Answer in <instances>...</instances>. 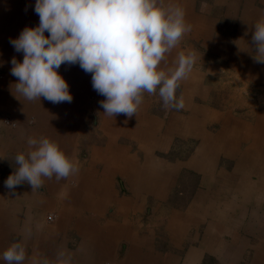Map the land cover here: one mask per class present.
Returning a JSON list of instances; mask_svg holds the SVG:
<instances>
[{"label": "crops", "instance_id": "1", "mask_svg": "<svg viewBox=\"0 0 264 264\" xmlns=\"http://www.w3.org/2000/svg\"><path fill=\"white\" fill-rule=\"evenodd\" d=\"M164 2L184 9L191 31L161 67L180 52L201 55L176 93L184 108L145 93L132 118L101 107L91 133L79 98L97 92L78 64L58 69L71 103L16 92L11 60L23 53L10 40L39 16L35 0H0V256L19 241L24 264H56L62 250L72 264H264V63L251 39L264 0ZM29 137L56 142L78 174L8 189Z\"/></svg>", "mask_w": 264, "mask_h": 264}, {"label": "clouds", "instance_id": "2", "mask_svg": "<svg viewBox=\"0 0 264 264\" xmlns=\"http://www.w3.org/2000/svg\"><path fill=\"white\" fill-rule=\"evenodd\" d=\"M34 11L38 26L26 27L10 40L23 53L22 62L12 58L11 75L18 80L16 92L27 101L43 97L54 104L71 103L69 85L58 69L78 64L105 97L100 104L106 116H136L145 93L158 95L166 108H184L183 96L176 93L201 55L180 52L174 67H161L191 31L182 7L164 0H35ZM251 39L254 60L264 63V18L255 24ZM27 144V154L15 156L16 171L5 181L8 189L27 182L35 191L45 179L78 174L80 162L51 139L29 137ZM0 258L5 264H24L25 244L12 243ZM56 264H72L71 254L60 251Z\"/></svg>", "mask_w": 264, "mask_h": 264}, {"label": "rangeland", "instance_id": "3", "mask_svg": "<svg viewBox=\"0 0 264 264\" xmlns=\"http://www.w3.org/2000/svg\"><path fill=\"white\" fill-rule=\"evenodd\" d=\"M19 2H20V0H19ZM25 8H27V7L25 6ZM26 13H27V11H24V14H26ZM6 78H7V72L5 71V69L0 68V79L3 80ZM80 95H81V93H80ZM94 99H96V101H97V102L96 101L94 102L96 106L91 107L90 105L93 103ZM104 99H105V97L98 94V93L92 94L91 97L87 100H84L83 98L81 100V97L79 98V107L80 106L82 107L81 113H82V111H85V116L81 115L82 118H84V122H85L84 126L86 129L91 130L92 131V132L90 131L91 133L98 131V129H96V127L99 126L101 119H102V117L100 115V111H101L100 101H102ZM84 107H85V110H84ZM2 116L3 117H9L7 115H2ZM122 139L126 140L124 137H122ZM134 150H137L136 147L134 148ZM170 157H172V156L170 155ZM49 218H51V216H49L48 219ZM52 218H53V216H52ZM49 221H51V219H49ZM205 259H207V260H205L207 264L212 263L211 262L212 259H210V257H206Z\"/></svg>", "mask_w": 264, "mask_h": 264}, {"label": "built area", "instance_id": "4", "mask_svg": "<svg viewBox=\"0 0 264 264\" xmlns=\"http://www.w3.org/2000/svg\"><path fill=\"white\" fill-rule=\"evenodd\" d=\"M4 122L10 126H14L15 123L9 118V117H4ZM106 264H113V263H110V262H106Z\"/></svg>", "mask_w": 264, "mask_h": 264}, {"label": "bare ground", "instance_id": "5", "mask_svg": "<svg viewBox=\"0 0 264 264\" xmlns=\"http://www.w3.org/2000/svg\"><path fill=\"white\" fill-rule=\"evenodd\" d=\"M10 1V0H9ZM8 5V4H7ZM11 6V5H10ZM11 8V7H10ZM11 10V9H10ZM30 11V10H29ZM12 12V11H11ZM9 13V12H8ZM35 13V12H34ZM18 14H19V12H18ZM32 16V15H31ZM7 17H9V16H7ZM17 18V17H16ZM34 18V17H33ZM12 19V18H11ZM18 19V18H17ZM35 21V20H34ZM70 68V67H69ZM71 69V68H70ZM90 76V75H89ZM84 86H85V84H84Z\"/></svg>", "mask_w": 264, "mask_h": 264}]
</instances>
